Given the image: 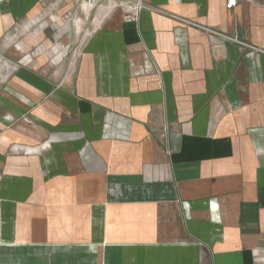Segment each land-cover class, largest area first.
<instances>
[{
	"label": "crops",
	"instance_id": "obj_1",
	"mask_svg": "<svg viewBox=\"0 0 264 264\" xmlns=\"http://www.w3.org/2000/svg\"><path fill=\"white\" fill-rule=\"evenodd\" d=\"M143 1L101 20L58 112L18 88L55 127L0 138V264H264V52L199 27L264 50V0ZM42 4L0 0V36Z\"/></svg>",
	"mask_w": 264,
	"mask_h": 264
},
{
	"label": "rangeland",
	"instance_id": "obj_2",
	"mask_svg": "<svg viewBox=\"0 0 264 264\" xmlns=\"http://www.w3.org/2000/svg\"><path fill=\"white\" fill-rule=\"evenodd\" d=\"M118 6L126 16L133 0H43L23 34L20 22L1 34L0 138L29 125L44 134V140L39 144L32 140L30 146L51 145L53 121L46 120L47 112L38 113V102L24 97L18 88H28L30 95L41 99V104L58 112L60 86L64 85L75 54L84 50L87 40L100 35L101 20L115 16ZM61 53L63 59L59 58ZM5 96L25 107H11Z\"/></svg>",
	"mask_w": 264,
	"mask_h": 264
},
{
	"label": "built area",
	"instance_id": "obj_3",
	"mask_svg": "<svg viewBox=\"0 0 264 264\" xmlns=\"http://www.w3.org/2000/svg\"><path fill=\"white\" fill-rule=\"evenodd\" d=\"M239 1L240 0H226L225 8H227V9L234 8L238 4ZM144 7H145V3H144L143 0H133V6L131 7L129 14L124 16V20L126 22H131V21L136 20L138 18L139 12ZM182 20L183 21H187V20H184V19H182ZM199 27H201V28H203V29H205L207 31L213 32V33H215V34H217V35H219V36H221L223 38L230 39L232 41H236V42H238V43H240V44H242V45H244L246 47H249L251 49H256L258 51L264 52V50H261L259 48H255V47L251 46L250 44H247L245 42L237 40L236 38H232L230 36H226V35H224L222 33L216 32V31L212 30L211 28L203 27V26H199Z\"/></svg>",
	"mask_w": 264,
	"mask_h": 264
}]
</instances>
